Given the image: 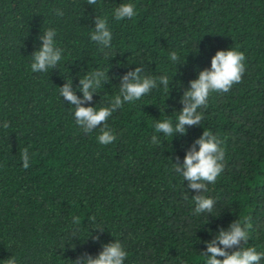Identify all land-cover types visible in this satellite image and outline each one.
I'll return each instance as SVG.
<instances>
[{
	"label": "trees",
	"instance_id": "16d2710c",
	"mask_svg": "<svg viewBox=\"0 0 264 264\" xmlns=\"http://www.w3.org/2000/svg\"><path fill=\"white\" fill-rule=\"evenodd\" d=\"M121 3L136 15L116 21ZM96 16L108 19V49L90 39ZM48 29L61 61L32 72ZM229 48L245 55L241 83L211 93L198 109L201 125L185 135L155 133L158 120L175 126L189 81ZM137 67L142 76L167 75L170 89L160 85L115 111L106 124L116 139L102 145L100 128L84 133L59 88L72 81L82 97L80 78L104 71L108 82L85 102L98 109ZM204 128L223 141L225 168L202 193L215 200L212 213L194 215L196 193L173 163ZM243 217L251 219L244 247L264 252V0H0V264H73L113 240L128 253L124 264H205L204 241Z\"/></svg>",
	"mask_w": 264,
	"mask_h": 264
},
{
	"label": "clouds",
	"instance_id": "9594fccd",
	"mask_svg": "<svg viewBox=\"0 0 264 264\" xmlns=\"http://www.w3.org/2000/svg\"><path fill=\"white\" fill-rule=\"evenodd\" d=\"M89 5H96L98 0H86ZM57 15H63L62 10H56ZM136 15L135 6L132 3H121L113 10L112 16L116 21L131 19ZM55 29H48L40 37L42 46L35 51L31 63L32 72H48L57 67L62 58V49L55 44ZM90 39L101 46V50L108 49L112 45V33L107 17L96 16ZM170 60L177 64L179 56L173 51L169 55ZM245 55L243 52L229 48L217 50L211 58L210 68L199 71L197 78L189 81V87L183 92L180 102L183 107L178 112L175 126L170 119L158 120L154 124L155 133L172 137L179 133L185 135L190 126L201 125L203 113L198 109L206 108L209 95L213 92L226 93L234 84L242 81L245 72ZM141 67L135 68L120 76L119 92L110 101L108 106L96 108L93 104L85 106V102H91L93 93L108 82L109 76L102 70L89 71L79 80L78 90L83 96L75 94L72 81L59 88L60 95L72 106L76 123L84 133H92L100 128L97 140L102 145L112 143L116 137L107 127L108 118L125 103H132L153 89L163 85L165 91L170 89V80L167 75L159 77L142 76ZM103 125V127H101ZM7 129L9 124L4 122ZM153 144L161 143L157 135L152 136ZM223 141L210 130L204 128L203 133L194 140L180 162L176 157L173 163L174 171L188 182L187 187L196 194L192 196L195 204L194 215L212 213L215 200L202 193L208 191V184H214L225 168V149ZM198 146V147H197ZM23 168L29 167L28 149L21 152ZM187 199V195H185ZM95 221V217H91ZM80 217H74L73 223L80 224ZM103 231V227L97 226ZM251 228L250 217L233 220L227 228L220 227L211 240L204 241L206 248L201 251L205 257V264H260L264 259V252H258L254 247H244L249 240ZM211 231V230H209ZM94 241L99 240V235L93 236ZM128 253L118 240H113L101 245V250L95 256L85 252L72 260L73 264H124ZM6 264H16L15 258H8Z\"/></svg>",
	"mask_w": 264,
	"mask_h": 264
}]
</instances>
